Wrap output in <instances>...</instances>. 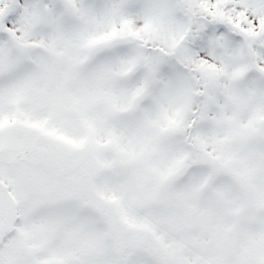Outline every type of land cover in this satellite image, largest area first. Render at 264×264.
Masks as SVG:
<instances>
[{"label": "snow or ice", "instance_id": "snow-or-ice-1", "mask_svg": "<svg viewBox=\"0 0 264 264\" xmlns=\"http://www.w3.org/2000/svg\"><path fill=\"white\" fill-rule=\"evenodd\" d=\"M0 264H264V0H0Z\"/></svg>", "mask_w": 264, "mask_h": 264}]
</instances>
